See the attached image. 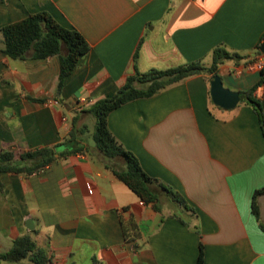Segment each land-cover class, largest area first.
<instances>
[{"label": "crops", "instance_id": "0c3cea01", "mask_svg": "<svg viewBox=\"0 0 264 264\" xmlns=\"http://www.w3.org/2000/svg\"><path fill=\"white\" fill-rule=\"evenodd\" d=\"M42 12L91 45L61 92L58 57L3 51L1 30ZM263 37L264 0H0V153L59 147L73 129L84 147L38 174L1 175L0 252L29 235L48 264H196L201 244L205 264H264L252 210L264 188V128L249 105L217 107L199 75L109 114L117 141L192 209L163 197L160 212L106 168L88 112L137 72L210 67L219 48L243 57L220 66L224 86L249 91L263 77L247 69ZM255 96L264 116V84ZM258 205L264 225V194Z\"/></svg>", "mask_w": 264, "mask_h": 264}, {"label": "trees", "instance_id": "16d2710c", "mask_svg": "<svg viewBox=\"0 0 264 264\" xmlns=\"http://www.w3.org/2000/svg\"><path fill=\"white\" fill-rule=\"evenodd\" d=\"M3 51L12 59H48L58 57L60 61L59 92L62 91L65 80L77 69L79 62L91 51L87 39L75 28L61 25L54 17L46 12L31 15L27 19L9 25L1 30ZM258 47L256 57L264 56ZM243 57L230 53L223 48L213 53V63L207 67L201 62L181 65L166 70L152 69L146 74L136 73L129 77L115 96L99 100L91 105L89 113L95 118L93 135L94 150L101 157L107 169L125 183L145 204H150L157 212L161 211L163 197L173 203L190 209L186 201L173 189L149 176L142 168L138 158L127 151L109 130L108 116L114 110L136 100L149 99L162 91L180 84L192 77L204 75L209 81L219 75V68L225 62L240 60ZM260 83L249 91L240 92L241 102L249 105L259 117L264 128V116L261 102L255 96L259 85L264 84V69ZM76 124V120L74 121ZM73 129L70 138L55 148H43L19 155L12 152L0 153V188L1 175L13 174L32 176L56 162L59 158L83 152L84 147L78 146ZM64 152L59 154L58 148ZM264 194V188L257 191L253 197L252 210L261 230L264 225L260 222L258 197ZM29 259L33 264H48L50 259L43 249L39 248L32 237L25 235L16 239L13 246L6 252H0V263H17ZM196 264H205L204 246L200 245V253Z\"/></svg>", "mask_w": 264, "mask_h": 264}, {"label": "water", "instance_id": "95a60500", "mask_svg": "<svg viewBox=\"0 0 264 264\" xmlns=\"http://www.w3.org/2000/svg\"><path fill=\"white\" fill-rule=\"evenodd\" d=\"M260 53L264 54V44L260 48ZM210 92L213 103L224 110H233L241 103L239 92L226 88L219 75L212 79Z\"/></svg>", "mask_w": 264, "mask_h": 264}, {"label": "built area", "instance_id": "2783aa9c", "mask_svg": "<svg viewBox=\"0 0 264 264\" xmlns=\"http://www.w3.org/2000/svg\"><path fill=\"white\" fill-rule=\"evenodd\" d=\"M247 69L250 71H259L262 72V70L264 69V56H262L261 58L252 61L249 65H247ZM86 102V100H82V103L84 104ZM143 204V203H142Z\"/></svg>", "mask_w": 264, "mask_h": 264}, {"label": "rangeland", "instance_id": "374dc122", "mask_svg": "<svg viewBox=\"0 0 264 264\" xmlns=\"http://www.w3.org/2000/svg\"><path fill=\"white\" fill-rule=\"evenodd\" d=\"M91 123V122H90ZM92 125V124H91ZM172 202V201H171ZM172 206L174 207V209H176L177 211H180L178 205L176 206L175 204L172 203ZM6 264V263H5ZM13 264H32L31 262H29L28 260H23L21 262H17V263H13Z\"/></svg>", "mask_w": 264, "mask_h": 264}]
</instances>
